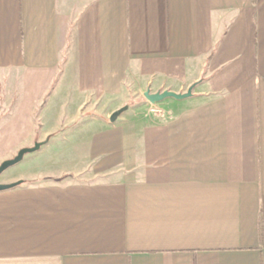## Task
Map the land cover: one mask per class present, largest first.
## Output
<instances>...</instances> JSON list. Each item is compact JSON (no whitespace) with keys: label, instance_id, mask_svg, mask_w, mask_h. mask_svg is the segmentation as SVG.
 I'll return each mask as SVG.
<instances>
[{"label":"crops","instance_id":"obj_1","mask_svg":"<svg viewBox=\"0 0 264 264\" xmlns=\"http://www.w3.org/2000/svg\"><path fill=\"white\" fill-rule=\"evenodd\" d=\"M4 86L0 264H264V0H0Z\"/></svg>","mask_w":264,"mask_h":264},{"label":"rangeland","instance_id":"obj_2","mask_svg":"<svg viewBox=\"0 0 264 264\" xmlns=\"http://www.w3.org/2000/svg\"><path fill=\"white\" fill-rule=\"evenodd\" d=\"M5 86L2 89V96L3 97L0 98V126L2 125L3 120L8 118L11 115L13 108H14V104H15L14 101L17 97V93L15 91H11L10 96H8L6 94L7 91H6ZM4 97H5V99H4ZM9 98L11 100L10 102H8ZM137 98H139L141 100L144 99L143 95H138ZM70 102H71V100H70ZM134 102H135V99L133 98V96H130V99L127 103L132 105ZM9 103H10V105H9ZM43 105H45V100H44L42 105H39L37 107L36 112L34 113V116L40 115V111H41V108L43 107ZM86 106H87L86 108L92 107L100 113H106V112H109L114 105L110 101H100V102H97L95 104L92 102H89ZM68 109H69V107L65 108V110H68ZM51 111H52V109H49V112H51ZM56 111H57V109H56ZM46 115H48V112H46ZM36 124L39 126L37 120H36ZM46 139H48V138H42V139H40V141H45ZM9 140L11 142H8ZM36 140H38V139H35V141ZM61 140H63V138H60L59 136L49 138L50 143L61 141ZM6 141H7V144H4V140H3V143L0 144V163L3 160L9 159V158H12L13 156H15L17 151L20 148L30 147L35 142V141L33 142L31 139H29L27 141L24 139H9V138L6 139ZM37 155H38V153H33V152L27 153L25 155L24 159H26L27 157L28 158L30 157L31 160L33 161ZM33 163H34V161H33ZM37 174L38 173L34 169V166H31L30 170L29 169L21 170L19 168V164H16L15 166L9 168L8 170L4 171L0 175V183H10V182L17 181L21 178H26V180H28L30 182V181H34V178L37 176Z\"/></svg>","mask_w":264,"mask_h":264},{"label":"water","instance_id":"obj_3","mask_svg":"<svg viewBox=\"0 0 264 264\" xmlns=\"http://www.w3.org/2000/svg\"><path fill=\"white\" fill-rule=\"evenodd\" d=\"M192 88H193V85H190L187 90L183 93H176L172 90H161V91H156V92H150L149 89H146L144 92H143V97L151 104H156L166 98H173V99H176V100H182V99H185L189 96H191L192 94ZM127 109V106L124 105L122 107H120L119 109L113 111L110 116H109V120L111 122L115 121L116 118L124 111ZM43 144V142H34L32 146L30 147H22L20 148L16 155L13 156L12 158H9V159H6V160H3L1 163H0V175L6 171L8 168L18 164L23 156L27 153H31V152H34L36 150L39 149V147ZM22 181L21 180H17V181H14V182H10V183H0V191H4V190H7V189H11L13 187H16L18 186Z\"/></svg>","mask_w":264,"mask_h":264},{"label":"built area","instance_id":"obj_4","mask_svg":"<svg viewBox=\"0 0 264 264\" xmlns=\"http://www.w3.org/2000/svg\"><path fill=\"white\" fill-rule=\"evenodd\" d=\"M151 111H153V112H160V109H159V108H156V107H154V108H152V109H151Z\"/></svg>","mask_w":264,"mask_h":264}]
</instances>
